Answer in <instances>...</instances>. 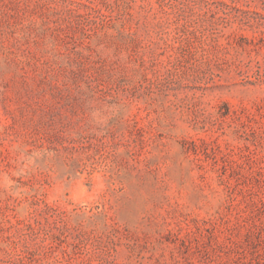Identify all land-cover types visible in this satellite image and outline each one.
<instances>
[{
    "label": "rangeland",
    "instance_id": "obj_1",
    "mask_svg": "<svg viewBox=\"0 0 264 264\" xmlns=\"http://www.w3.org/2000/svg\"><path fill=\"white\" fill-rule=\"evenodd\" d=\"M0 264H264V0H0Z\"/></svg>",
    "mask_w": 264,
    "mask_h": 264
}]
</instances>
